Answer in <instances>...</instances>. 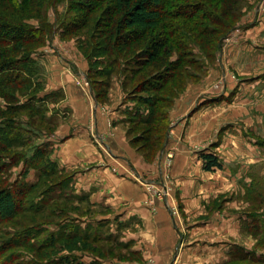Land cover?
Returning a JSON list of instances; mask_svg holds the SVG:
<instances>
[{
    "label": "rangeland",
    "instance_id": "obj_1",
    "mask_svg": "<svg viewBox=\"0 0 264 264\" xmlns=\"http://www.w3.org/2000/svg\"><path fill=\"white\" fill-rule=\"evenodd\" d=\"M64 7L65 2L59 9L63 11ZM45 8L46 5L38 12L27 14L34 15L33 21L37 22L44 18ZM49 16L54 20L52 9ZM227 22L228 25L218 27L216 33L198 40L203 47L196 51L198 60L183 64L182 76L160 92L169 99L158 105L157 109L166 111L167 115L152 126L160 131L157 134L148 133L150 126L127 115L128 109L136 107L129 100L137 93L133 89L149 75V67L135 76L134 64L130 62H123L113 71L105 68L104 61L93 64L88 56L94 59L107 55L96 51L90 42L91 38L97 39L102 34V28L93 22L70 33L62 34L59 30L53 41L44 46L25 43L17 52H13L14 47L0 46L6 55L20 54L26 47H39L36 57L43 94L57 90L63 93V98L53 97L47 102L46 112L51 124L42 122L27 109L15 112L1 108L0 116L20 115L31 120L42 130V135H37L40 141L57 132L69 135L71 124L85 122L95 128L96 116L103 113L101 134L111 138L119 128L123 133L121 144L130 145L141 156V164L151 165L147 174L134 179L145 192V199L137 207L142 220L138 215L121 220L113 215L120 208H106L91 199L90 204L59 200L54 206L75 215L95 216L100 220L109 218L102 223V231L116 236L110 242H58L37 255L39 259H44L45 254L51 257L66 250H83L93 254L85 253L84 264H92L94 255L101 264H264L238 256V246H242L245 252L264 259V232L250 227L254 215L264 219V0L227 3ZM223 34L227 35L218 49ZM142 45V42L133 45L129 55L142 49ZM175 56L174 51L168 54L171 60ZM193 57L195 55L189 54L187 59L194 61ZM91 66L96 70L105 69L107 74L90 71ZM63 85H73L78 90L77 105L63 103L67 100ZM18 94L27 95L21 88ZM17 100L0 96L3 106ZM116 108L120 109L118 119L111 116ZM197 112L199 116L194 117ZM171 135H181V140L189 145L185 149L189 150L188 155L197 156L203 165V153H216L222 168L207 172L194 165L188 167L179 160L185 150L178 143L168 142ZM20 169V166L8 169L6 172L10 175L0 178V187L16 180ZM75 171L65 168L64 172L44 178L37 192ZM36 178L31 170L27 180L33 182ZM27 215L37 223L56 219L47 212ZM59 229L57 225L47 224L39 231L34 230L33 236L37 235L35 241L42 243Z\"/></svg>",
    "mask_w": 264,
    "mask_h": 264
},
{
    "label": "trees",
    "instance_id": "obj_2",
    "mask_svg": "<svg viewBox=\"0 0 264 264\" xmlns=\"http://www.w3.org/2000/svg\"><path fill=\"white\" fill-rule=\"evenodd\" d=\"M236 1L239 0H0V46L14 47L13 52H17V48L23 47L25 43H40L44 46L53 41L59 30L62 34L70 33L93 22L102 28V34L96 37L99 41L91 38L90 42L96 51L107 54L106 57L94 59L88 56L93 64L104 61L105 68L113 71L120 68L123 62H130L134 64L135 76L144 67H149V75L134 87L137 93L129 99L136 109H128L127 115L134 121L150 126L148 133L157 134L160 131L152 129V126L167 115L166 111L160 112V108L157 109L158 105L169 99L160 92L171 81L182 76L180 68L183 64L198 60L196 51L198 48L203 50L198 42L200 38L216 33L220 26L228 25L227 3ZM64 2L65 7L61 11L59 6ZM45 5L44 18L34 22V15L27 12H38ZM51 9L55 14L54 20L49 16ZM226 35L220 37L218 49ZM138 42L143 43L142 49L129 55L130 48ZM39 49L26 47L20 54L13 55H6L0 50V96L10 100L18 99L5 106L0 103V109L15 112L27 109L42 122L51 124L53 122L46 112L47 102L53 97L58 100L63 98V93L57 90L43 94V81L40 79L36 57ZM171 51L177 53L173 60L168 58ZM189 54L195 55L192 59L194 61L187 59ZM91 68L90 71L95 73L107 74L105 69ZM19 88L27 94L25 97L18 94ZM37 135H42V130L31 120H25L20 115L0 116V178L10 175L6 172L8 169L21 167L16 180L0 187V203L4 204L0 206V264H84L82 258L87 252L83 250H66L61 255L51 257L45 254L42 256L44 259L37 256L58 242H110L116 236L102 231V223L110 219L100 220L95 216L85 218L54 206L59 200L90 204L89 194L77 193L74 189L75 172L37 192L44 178L65 171L53 158L52 142L45 138L38 141L40 137ZM202 158L203 168L207 171L223 166L219 156L212 151L203 153ZM31 170L37 177L33 182L27 180ZM45 212L56 219L37 223L27 215ZM23 217L31 223L25 222ZM253 217L250 227L264 232L263 217ZM47 224L57 225L60 229L51 232L42 243L36 242L37 235L34 237L33 231ZM238 248V256L264 262V259L257 258L253 253L245 252L242 246ZM87 254L93 256L90 252ZM91 263L102 262H97L94 255Z\"/></svg>",
    "mask_w": 264,
    "mask_h": 264
},
{
    "label": "crops",
    "instance_id": "obj_3",
    "mask_svg": "<svg viewBox=\"0 0 264 264\" xmlns=\"http://www.w3.org/2000/svg\"><path fill=\"white\" fill-rule=\"evenodd\" d=\"M63 86L62 89L67 95V100L63 103L69 102L70 106L77 105L80 97L78 90L73 85ZM79 106L81 107V104ZM116 109L117 111L112 110L111 116L118 119L121 117L118 115L120 109ZM198 116L199 112L194 115V117ZM104 119L103 113L98 114L94 120L95 128L93 125L81 122L68 126L69 135L58 132L53 134L47 139L53 143V158L61 167L76 169L75 191L89 194L90 199L97 205L110 209L120 208L117 214L113 215L121 220L130 219L135 215L142 220V214L137 207L145 199V192L144 187L134 179L143 173L147 174L151 165L148 162L141 164V156L130 145L121 144L123 133L119 128L111 138L102 135L100 130L103 128ZM168 142L180 144L183 150L189 146L181 140V135H171ZM187 151L189 152L185 150L179 160L188 167L194 165L199 170H204L202 161L197 156L188 155ZM196 179L199 181L198 178Z\"/></svg>",
    "mask_w": 264,
    "mask_h": 264
}]
</instances>
